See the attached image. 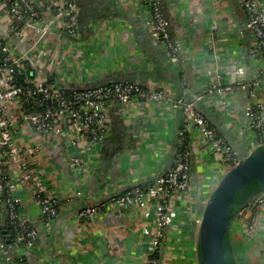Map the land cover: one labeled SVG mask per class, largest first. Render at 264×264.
I'll return each mask as SVG.
<instances>
[{
    "label": "crops",
    "instance_id": "1",
    "mask_svg": "<svg viewBox=\"0 0 264 264\" xmlns=\"http://www.w3.org/2000/svg\"><path fill=\"white\" fill-rule=\"evenodd\" d=\"M158 1L162 14L170 20L171 38L182 46V66L171 65L181 78L182 87L189 93H205L210 84L207 73H219L222 83L232 87L231 92L223 97L206 95L204 100L219 114L220 121L230 124L238 135L250 101L249 90L255 82L256 100L264 105V64L261 57L253 58L256 40L246 27L242 6L238 0ZM75 2L80 11L79 35L73 43L68 41L64 45L65 49L76 51V57L59 79L69 88L81 89L128 74L134 79L132 82L146 84L147 88L160 86L176 99L167 79L157 81L149 77L150 71L163 65V58L157 55L153 59L152 52L136 41L130 23L117 17L121 14L140 18L143 23L144 0ZM259 2L264 6V0ZM40 4L44 11L51 10L47 0H41ZM8 23L0 12V41L7 38ZM238 66L244 69L243 77L249 85L246 90L235 85ZM108 117L110 130L94 147L91 167L83 182L68 168L65 151L48 147L42 136L27 129L29 137L24 136L23 140L30 138L41 145L35 160L42 177L48 180V190L61 201L77 191L82 196L67 205L61 203L59 215L46 230L41 226L40 211L30 191L17 183L15 194L23 199L18 207L21 217L38 227L39 236L33 247L7 254L10 261L0 256L3 259L0 264H18L17 257L27 264H143L153 252L157 234L153 208L149 211L132 206L101 208L99 216L91 222L78 220L77 213L85 207L103 204L131 186L158 179L155 177L164 171L171 155L178 113L169 101L140 99L127 108L110 104ZM189 145L192 190L174 202L176 218L161 239L160 264H198L197 197L206 199L227 172L211 146L195 131L190 133ZM70 152L74 153V149ZM3 219L0 210V226L5 224ZM235 226L246 258L257 256L258 262L264 263V236L258 234L255 241H246L239 226Z\"/></svg>",
    "mask_w": 264,
    "mask_h": 264
},
{
    "label": "built area",
    "instance_id": "2",
    "mask_svg": "<svg viewBox=\"0 0 264 264\" xmlns=\"http://www.w3.org/2000/svg\"><path fill=\"white\" fill-rule=\"evenodd\" d=\"M40 1L0 0V12L9 21L7 42L3 45L0 41V53L5 64L0 70V210L3 220L15 230L12 245L7 247L0 242V256L10 261L11 257L7 254L23 247H33L39 236L38 227L23 221L16 211V207L23 203L22 197L14 191L17 183L30 191L40 211L41 226L46 230L51 228L61 203L67 205L82 196V192L77 191L61 201L48 190V180L42 177L35 160L41 145L30 138L28 142L23 140L24 136L29 137L27 129L42 136L48 147L65 151L68 168L83 182L91 167L90 156L94 147L110 130V104L127 108L144 99L157 103L169 101L174 110L182 112L183 128L178 132V137H181L177 144L185 149L178 160L175 159L171 169L153 183L131 186L103 204L85 207L78 211L77 219L94 221L100 209L106 207L132 206L143 211L153 208L156 211L157 234L153 252L145 257L143 264H160L154 254L160 251L161 239L176 218L174 202L189 195L192 190L191 148L190 145L188 148L184 146V135L193 131L198 133L211 146L226 171L237 164V156L196 112L192 103L174 100L160 86L146 88L132 81H115L71 90L67 83L63 85V80L58 77L76 57V51L65 49L64 44L68 41L71 44L78 38V7L75 0H47L51 10L46 12ZM238 2L246 16V27L256 40L253 58L261 57L264 64V6L259 0ZM143 6L144 25L159 41L171 65L181 67L182 46L171 38V23L162 14L160 2L144 0ZM235 75V85L246 90L249 85L244 80L242 66L236 68ZM207 76L210 84L205 93L190 92L197 100H204L206 95L223 97L231 92L232 87L222 83L219 73L208 72ZM256 88L255 82L249 90L250 101L244 116L251 140L260 146L264 144V105L256 100ZM70 149H74V153H69ZM263 212L264 194L248 205L236 220L235 225L239 226L247 241L257 239L256 231L262 223ZM17 260L18 264H25L22 257H17Z\"/></svg>",
    "mask_w": 264,
    "mask_h": 264
},
{
    "label": "water",
    "instance_id": "3",
    "mask_svg": "<svg viewBox=\"0 0 264 264\" xmlns=\"http://www.w3.org/2000/svg\"><path fill=\"white\" fill-rule=\"evenodd\" d=\"M79 15L78 8V18ZM117 17H122L130 23L136 41L141 47H146L152 52L153 59L157 55L163 58V65H160L157 70L150 71L149 77L157 81L167 79L175 90L176 100L192 103L196 112L204 117L208 124L215 129L217 136L221 137L237 156V164L226 172L210 195L206 199L197 197L200 214L197 227V263L230 264L232 261L233 264H240L238 252L234 247H230L229 250L225 249L224 239L230 229L228 224L231 223L232 226H235V222L243 210L264 194V144L259 146L251 140L244 115L241 120L240 133L237 135L230 124H224L220 121L219 114L212 106L205 100H197L187 89L182 87L181 78L172 70L167 53L163 50L159 41L151 35L140 18H131L121 14H118ZM79 30L80 22L78 20V33ZM131 75L134 76V74ZM119 78L115 81L130 82L133 79L128 74ZM115 81L112 77H109L107 81L96 83L97 85L93 84L90 88ZM62 84L66 85V82L62 81ZM138 84L146 87V84L139 82ZM177 113L178 117L169 161L164 171L155 178H159L169 171L175 161L178 132L183 120L182 112L177 111ZM244 217L247 218V216Z\"/></svg>",
    "mask_w": 264,
    "mask_h": 264
},
{
    "label": "trees",
    "instance_id": "4",
    "mask_svg": "<svg viewBox=\"0 0 264 264\" xmlns=\"http://www.w3.org/2000/svg\"><path fill=\"white\" fill-rule=\"evenodd\" d=\"M7 42V39L6 40H4V41H2V44L3 45H5V43ZM2 45V46H3ZM3 58H4V56H3V54L2 53H0V70H2L3 69V67H4V63H3ZM52 81H53V79H52ZM69 89H74V88H69ZM182 128H183V126H182V122H181V125H180V129H179V131L181 132V130H182ZM189 134H186V135H184V146L186 147V148H188V145H189ZM181 136H179L178 138H180ZM183 149H185L184 147H183V145H181V144H177V151H176V155H175V159L176 160H178V157H179V155H180V153H181V151L183 150ZM190 150V149H189ZM190 173L192 174V170H191V164H190ZM137 185H140V184H137ZM126 190V189H125ZM125 190H123V191H121V193L122 192H124ZM19 206H17L16 208V211H17V213L18 214H20V211H19V208H18ZM59 211H60V209H59ZM58 215H59V212H58ZM57 215V216H58ZM57 218V217H56ZM55 218V219H56ZM54 219V220H55ZM83 222H87V221H84L83 220ZM228 226H229V231H227V233H226V235H225V239H224V247H225V249H227V250H229L230 249V247H237V246H240L239 244V236L237 235V231L235 230L236 229V227H234V226H232L231 225V223H229L228 224ZM14 235H15V230H14V228H12L9 224H7L6 223V221H5V224H3L2 226H0V242L1 243H3L5 246H10V245H12V243H13V241H14ZM241 241V240H240ZM157 257L159 260H160V251L158 252V253H156V254H154V257ZM231 260V259H230ZM24 261V263L25 264H27V262L25 261V260H23ZM230 264H233V262L231 261V263Z\"/></svg>",
    "mask_w": 264,
    "mask_h": 264
},
{
    "label": "flooded vegetation",
    "instance_id": "5",
    "mask_svg": "<svg viewBox=\"0 0 264 264\" xmlns=\"http://www.w3.org/2000/svg\"><path fill=\"white\" fill-rule=\"evenodd\" d=\"M238 226V225H237ZM234 227H236V226H234ZM257 237H258V234H262L263 236H264V218H262V223L260 224V226H258L257 227ZM242 234V233H241ZM262 235L260 236V237H262ZM247 241V240H246ZM261 243V242H260ZM262 244V243H261ZM264 244V243H263ZM255 245H259V244H255ZM243 246H244V244H243ZM235 250L238 252V254L239 255H242V256H245L244 257V259H243V261H244V263L245 264H248L249 262H251V258H246V251H245V249L243 248V247H241V246H237V247H235ZM253 255V254H252ZM251 255V256H252ZM246 258V259H245ZM252 259H253V257H252ZM252 263V262H251ZM257 263H263V262H258L257 261Z\"/></svg>",
    "mask_w": 264,
    "mask_h": 264
},
{
    "label": "rangeland",
    "instance_id": "6",
    "mask_svg": "<svg viewBox=\"0 0 264 264\" xmlns=\"http://www.w3.org/2000/svg\"><path fill=\"white\" fill-rule=\"evenodd\" d=\"M238 256V255H237ZM238 259H239V261H240V264H245L244 263V261H243V256L242 255H239L238 256ZM257 261H258V257L256 256V257H254L253 259H252V257H251V262H249L248 264H264V263H257Z\"/></svg>",
    "mask_w": 264,
    "mask_h": 264
}]
</instances>
